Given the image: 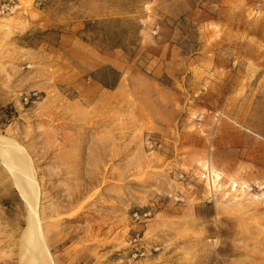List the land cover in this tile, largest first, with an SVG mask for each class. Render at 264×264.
<instances>
[{
  "label": "rangeland",
  "instance_id": "374dc122",
  "mask_svg": "<svg viewBox=\"0 0 264 264\" xmlns=\"http://www.w3.org/2000/svg\"><path fill=\"white\" fill-rule=\"evenodd\" d=\"M0 137L87 187L54 264H264V0H0ZM26 215L0 162V264Z\"/></svg>",
  "mask_w": 264,
  "mask_h": 264
},
{
  "label": "bare ground",
  "instance_id": "6f19581e",
  "mask_svg": "<svg viewBox=\"0 0 264 264\" xmlns=\"http://www.w3.org/2000/svg\"><path fill=\"white\" fill-rule=\"evenodd\" d=\"M0 162L11 175L27 210L25 228L21 232V264H54L48 248L54 239V234L48 235V233L52 227L61 225L62 220L71 222L78 219L84 207L79 201L84 197L87 187L80 186L67 190L66 194L60 197L59 205L41 207L39 198L42 196V184L36 178L35 162L32 161L29 152L13 140L0 137ZM59 165L65 166V169L70 171V164L62 161ZM208 172L212 177L213 186L220 188V174L209 168ZM55 218H59L60 221L43 224L44 221ZM81 255L82 251L77 252L74 261L77 262Z\"/></svg>",
  "mask_w": 264,
  "mask_h": 264
}]
</instances>
